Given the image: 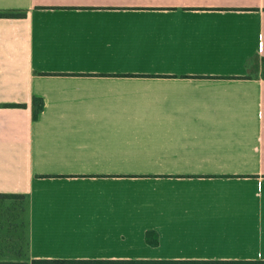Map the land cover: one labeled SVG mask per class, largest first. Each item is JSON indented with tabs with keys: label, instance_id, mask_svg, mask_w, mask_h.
Wrapping results in <instances>:
<instances>
[{
	"label": "crops",
	"instance_id": "1",
	"mask_svg": "<svg viewBox=\"0 0 264 264\" xmlns=\"http://www.w3.org/2000/svg\"><path fill=\"white\" fill-rule=\"evenodd\" d=\"M7 12L0 194L21 196L23 264L264 260V0Z\"/></svg>",
	"mask_w": 264,
	"mask_h": 264
},
{
	"label": "trees",
	"instance_id": "2",
	"mask_svg": "<svg viewBox=\"0 0 264 264\" xmlns=\"http://www.w3.org/2000/svg\"><path fill=\"white\" fill-rule=\"evenodd\" d=\"M24 14L2 13L0 17H23ZM36 102V99H33ZM23 104H9L7 107H24ZM43 103L40 100L33 110V119L37 117L38 111L42 109ZM0 198H21L20 195L0 194ZM144 241L148 245L156 246L158 236L153 231H146ZM30 264H264V260H171V259H59V258H35Z\"/></svg>",
	"mask_w": 264,
	"mask_h": 264
},
{
	"label": "rangeland",
	"instance_id": "3",
	"mask_svg": "<svg viewBox=\"0 0 264 264\" xmlns=\"http://www.w3.org/2000/svg\"><path fill=\"white\" fill-rule=\"evenodd\" d=\"M22 210L21 201L16 198L0 199V264L25 262L19 253L26 245L25 236L21 232V228L25 225L23 221L20 222ZM16 224L18 227L15 226ZM12 230L17 231V235L10 234Z\"/></svg>",
	"mask_w": 264,
	"mask_h": 264
}]
</instances>
